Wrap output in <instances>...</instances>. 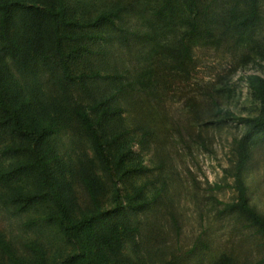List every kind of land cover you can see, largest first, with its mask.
Wrapping results in <instances>:
<instances>
[{"label":"rangeland","instance_id":"374dc122","mask_svg":"<svg viewBox=\"0 0 264 264\" xmlns=\"http://www.w3.org/2000/svg\"><path fill=\"white\" fill-rule=\"evenodd\" d=\"M80 1L102 8L116 0ZM129 1L121 0L123 4ZM23 2L36 10L38 7L40 12L45 10L42 0ZM258 2L259 17L248 37L234 31L224 33L222 21L245 11L246 0H204L211 5L216 32L206 38L192 33L195 39L189 74L174 70L165 83L158 84L157 97L139 98L136 112L125 108L129 132L110 145L108 153L112 162L120 158L123 167L138 169L121 184L123 200L127 201V194L133 195V188L141 187L142 198L134 201L141 199L148 204L137 212L140 230L132 239L124 237L115 264H122L121 259L136 264L137 260L162 257L178 258L182 264H215L222 255L232 256L237 264H264L262 240L234 214H219L223 204L218 202L235 198V190L228 186L234 181L230 174L237 156L234 141L248 131V126L235 118L261 111V102L247 81L252 73L264 76V57L260 55L264 53V0ZM235 6V11L231 10ZM149 15V10L143 16L138 12L128 14L127 10L117 20L121 29L107 40L108 57L123 74L122 80L128 81L140 72L153 56L150 41L138 36L147 31L145 19ZM26 16L32 19L35 14L30 9ZM176 29L178 33H174L180 36L186 26L179 24ZM165 33L162 38L166 44L173 35ZM36 52L33 49V57ZM2 66L15 81L11 97L21 105L23 117L33 124L48 120L56 123L44 148L51 155L54 174L65 182L63 193L72 215L80 217L112 208L113 189L108 176L91 142L68 111L64 92L53 80L50 83V78L36 84L33 73L20 74L7 57ZM213 87L225 90L217 95L221 105L232 112L230 116L211 113L209 95L215 94ZM144 127L146 133L142 132ZM253 138L243 178L250 203L264 213V132ZM86 179L94 183L95 198L88 191ZM216 184L222 187L218 189ZM44 217L43 209L17 211L14 206H5L0 197V240L8 241L15 253L25 258L31 257L25 242L37 241L47 264H61L75 248ZM0 264H12L1 247Z\"/></svg>","mask_w":264,"mask_h":264},{"label":"trees","instance_id":"16d2710c","mask_svg":"<svg viewBox=\"0 0 264 264\" xmlns=\"http://www.w3.org/2000/svg\"><path fill=\"white\" fill-rule=\"evenodd\" d=\"M258 1L246 0L245 11L224 18L223 32L234 31L249 37L259 17ZM42 2L45 10L40 12L37 6L36 10L34 5L28 6L23 0H0V197L5 206H14L17 211L30 208L45 211L44 220L55 224L75 248L61 264H115L117 258L119 261L124 237L132 239L140 230L135 218L139 209L148 203L141 199L134 201L142 198L141 187L133 188V195L127 194V201L123 200L121 184L138 169L123 167L120 158L112 162L108 147L129 132L125 108L136 112L139 98L157 97L158 84L165 83L174 70L189 74L195 39L192 33L206 38L216 32L211 5L204 0H132L127 4L116 0L101 8L89 7L87 2L80 0ZM236 6L231 10L235 11ZM30 9L35 14L32 19L26 16ZM127 10L128 14L138 12L142 16L149 10V18L145 19L148 29L138 36L140 40L150 41L153 53L148 64L132 74L128 81L122 80L123 74L116 71L106 45L110 36L121 29L117 20H121ZM179 24L186 26L180 36L174 33H178ZM167 31L173 39L165 44L162 37ZM33 49L38 51L35 57ZM260 55L264 57V53ZM5 57L20 74L33 73L36 84L50 78L49 82L53 80L64 92L68 111L91 142L108 176L113 189L112 208L83 213L80 217L72 215L63 193L65 182L54 174L51 155L44 148L49 144L56 123L48 120L33 124L23 117L21 105L11 97L15 81L2 66ZM247 81L261 102V111L257 115L235 118L246 124L248 131L241 140L234 141L237 156L230 169L234 181L228 186L235 190V198L228 202L218 201L223 204L219 214H234L264 244V213L250 203L243 178L249 142L254 141L253 135L264 132V76L252 73ZM212 90L215 94L209 95L211 113L230 116L232 112L221 105L217 95L225 90L222 87ZM146 128L142 129L143 133ZM86 184L95 198L93 181L86 179ZM215 186L222 187L221 184ZM0 247L12 264H47L43 248L37 241L25 242L30 258L18 256L5 239L0 240ZM127 261L130 260H120L122 264ZM137 263L182 264L178 258L163 257L141 259ZM215 264L237 263L232 256L222 255Z\"/></svg>","mask_w":264,"mask_h":264}]
</instances>
